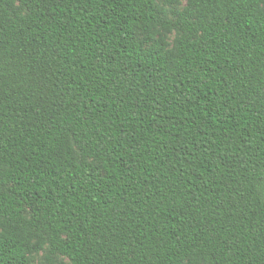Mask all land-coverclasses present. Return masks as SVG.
Here are the masks:
<instances>
[{
    "label": "trees",
    "instance_id": "trees-1",
    "mask_svg": "<svg viewBox=\"0 0 264 264\" xmlns=\"http://www.w3.org/2000/svg\"><path fill=\"white\" fill-rule=\"evenodd\" d=\"M264 264V0H0V264Z\"/></svg>",
    "mask_w": 264,
    "mask_h": 264
},
{
    "label": "rangeland",
    "instance_id": "rangeland-1",
    "mask_svg": "<svg viewBox=\"0 0 264 264\" xmlns=\"http://www.w3.org/2000/svg\"><path fill=\"white\" fill-rule=\"evenodd\" d=\"M36 264H40V263L37 261Z\"/></svg>",
    "mask_w": 264,
    "mask_h": 264
}]
</instances>
